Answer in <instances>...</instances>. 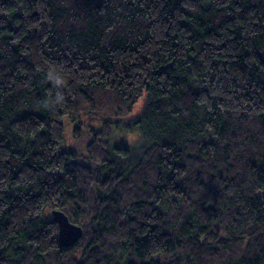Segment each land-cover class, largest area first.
I'll return each instance as SVG.
<instances>
[{"label":"trees","instance_id":"obj_1","mask_svg":"<svg viewBox=\"0 0 264 264\" xmlns=\"http://www.w3.org/2000/svg\"><path fill=\"white\" fill-rule=\"evenodd\" d=\"M0 264H264V0H0Z\"/></svg>","mask_w":264,"mask_h":264},{"label":"rangeland","instance_id":"obj_2","mask_svg":"<svg viewBox=\"0 0 264 264\" xmlns=\"http://www.w3.org/2000/svg\"><path fill=\"white\" fill-rule=\"evenodd\" d=\"M143 98L140 99L134 106L132 113L121 120H119L118 125L112 129L109 139V145L122 142L125 146L131 147L138 144V140L134 141L136 138V133L131 129L133 122L140 116L143 112ZM63 133H62V144H67L69 141H73L74 138L71 137L72 122L69 118L64 115L61 119ZM74 146L78 151H81L83 148L80 143H74Z\"/></svg>","mask_w":264,"mask_h":264},{"label":"water","instance_id":"obj_3","mask_svg":"<svg viewBox=\"0 0 264 264\" xmlns=\"http://www.w3.org/2000/svg\"><path fill=\"white\" fill-rule=\"evenodd\" d=\"M52 220L57 225V241L61 246L72 245L81 235L80 226L70 222L60 210H52Z\"/></svg>","mask_w":264,"mask_h":264}]
</instances>
